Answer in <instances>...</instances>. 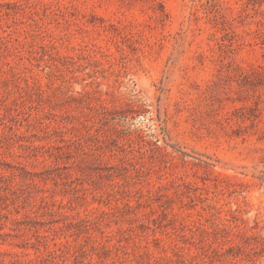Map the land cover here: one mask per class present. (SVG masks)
Masks as SVG:
<instances>
[{"label":"rangeland","instance_id":"obj_1","mask_svg":"<svg viewBox=\"0 0 264 264\" xmlns=\"http://www.w3.org/2000/svg\"><path fill=\"white\" fill-rule=\"evenodd\" d=\"M0 264H264V0H0Z\"/></svg>","mask_w":264,"mask_h":264}]
</instances>
